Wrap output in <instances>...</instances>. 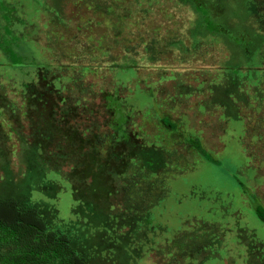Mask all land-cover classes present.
Returning <instances> with one entry per match:
<instances>
[{
	"label": "rangeland",
	"instance_id": "374dc122",
	"mask_svg": "<svg viewBox=\"0 0 264 264\" xmlns=\"http://www.w3.org/2000/svg\"><path fill=\"white\" fill-rule=\"evenodd\" d=\"M249 1L264 3L0 0V200L36 207L87 264H264V31ZM46 88L84 151L44 132L30 97ZM31 133L51 140L42 154ZM92 151L127 164L105 168L117 190L100 202L71 176Z\"/></svg>",
	"mask_w": 264,
	"mask_h": 264
},
{
	"label": "trees",
	"instance_id": "16d2710c",
	"mask_svg": "<svg viewBox=\"0 0 264 264\" xmlns=\"http://www.w3.org/2000/svg\"><path fill=\"white\" fill-rule=\"evenodd\" d=\"M249 12L256 18L260 28L264 31V3L249 1ZM41 85L47 87L48 81L39 73ZM31 104L36 106L37 119L42 122L47 135L57 136L69 141L77 140L79 150L84 151L85 139L76 130H67L59 126L55 119L57 96L50 88L33 92ZM49 133V134H48ZM31 140L42 150L43 142L50 139L34 136ZM97 153L90 152L83 159V165L71 170V176L87 181L84 185H74L75 193L82 198L95 201L109 199L116 193V185L106 169L124 172L126 161L121 159L97 158ZM104 167V168H102ZM157 199L163 198L160 191L155 194ZM126 206H130V197L127 196ZM144 209H139L143 211ZM0 264H87L86 259L72 245L68 234L58 226L50 225L36 207L23 208L15 198L0 200Z\"/></svg>",
	"mask_w": 264,
	"mask_h": 264
}]
</instances>
